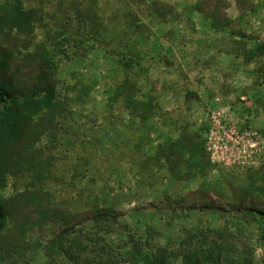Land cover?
Wrapping results in <instances>:
<instances>
[{
	"label": "trees",
	"instance_id": "16d2710c",
	"mask_svg": "<svg viewBox=\"0 0 264 264\" xmlns=\"http://www.w3.org/2000/svg\"><path fill=\"white\" fill-rule=\"evenodd\" d=\"M87 1L82 7L76 0H60L58 9L64 18L48 16L60 30L41 42L35 36L39 27L46 26L43 8L26 9L25 0L0 3V264H32L38 258L44 264H264V246L257 257L250 244L256 226L264 238V196H260L264 187L257 185L264 182V164L248 173V186L230 184L216 189L207 182L216 165L201 133L184 130L177 139H164L155 156L142 163L146 169L153 159H163L172 180L203 179L196 190L176 201L165 194L168 207L160 212L166 218L153 214L157 219L149 222L143 217L147 209L140 207L132 210L127 220L129 215L118 196L85 189L79 190L81 209H64L57 202L56 193L47 184L55 162L53 145L44 146L43 140L57 141L62 120L70 111L69 97L57 93L61 40L69 41L67 34L75 23L79 31L99 34L95 32L100 22L98 0ZM126 1L136 9L126 12L124 18L139 34L150 31L141 21L143 14L164 24L178 17L176 7L161 0ZM234 1L242 18L258 10L255 0ZM229 7L230 0H200L194 8L210 20L208 31L218 33L235 24L227 16ZM231 34L240 40H234L230 55L242 57L247 65L264 58V43L247 50V36L240 30ZM113 54L127 72L115 98L124 97L132 116L144 125L153 118L156 107L152 98L140 99L146 95L138 84L139 59L131 52V56ZM260 72L264 73V66ZM66 89L78 92L79 97L86 93L85 89ZM186 98H197V94L187 92ZM10 179L22 180L23 187L14 186V194L4 196ZM193 214L196 225L188 227L185 222ZM151 222L157 223L153 226ZM177 222L183 236L167 239L166 230L176 228ZM36 236L41 240L38 243H34Z\"/></svg>",
	"mask_w": 264,
	"mask_h": 264
},
{
	"label": "rangeland",
	"instance_id": "374dc122",
	"mask_svg": "<svg viewBox=\"0 0 264 264\" xmlns=\"http://www.w3.org/2000/svg\"><path fill=\"white\" fill-rule=\"evenodd\" d=\"M59 1L25 0L26 9L41 7L47 13L46 26L36 30L37 42L60 30L48 17L64 18ZM76 1L82 7L89 3ZM161 1L174 5L178 17L164 24L153 15H141V21L150 29L146 34L135 32L124 18L135 6L126 0H98L100 22L95 32L99 34L79 31L75 23L67 34L69 41L61 38L57 93L69 97L70 111L62 120L57 141L52 143L46 137L43 145H53L55 162L47 184L64 209L83 208L79 190L85 189L118 196L128 215L143 207L147 209L143 217L149 222L157 219L153 214L166 218L160 212L168 207L165 194L176 201L196 190L203 179L172 180L163 159H153L146 169L142 163L155 156L156 147L164 139H177L184 130L201 133L206 140V150L216 165L207 182L216 189L230 184L248 186V173L264 164V73L260 72L264 58L247 65L242 57L229 54L234 40H240L231 34L233 30L247 36V50L264 43V0H255L258 10L244 18L235 1L230 0L226 13L235 24L218 33L209 32L210 20L195 10L200 0ZM79 51L85 57L76 53ZM114 52L128 56L131 52L139 59L138 84L146 96L138 97L152 98L156 107L153 118L144 125L132 116L124 97L115 98L127 72L116 61ZM68 87L85 89L86 93L79 97ZM187 92L196 93L197 98H186ZM257 185L264 187V182ZM14 186L22 189V180L10 179L2 194H14ZM130 218L127 216V220ZM151 223L155 226L157 222ZM185 223L188 227L194 225L196 215ZM175 225L166 230L167 239L183 236L181 223ZM262 232L258 226L251 231L254 238L250 244L256 248L257 257L263 253ZM38 241L40 238L34 237V243ZM32 264H44V260L38 258Z\"/></svg>",
	"mask_w": 264,
	"mask_h": 264
},
{
	"label": "water",
	"instance_id": "95a60500",
	"mask_svg": "<svg viewBox=\"0 0 264 264\" xmlns=\"http://www.w3.org/2000/svg\"><path fill=\"white\" fill-rule=\"evenodd\" d=\"M251 104H249V106H250Z\"/></svg>",
	"mask_w": 264,
	"mask_h": 264
}]
</instances>
